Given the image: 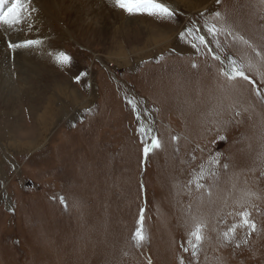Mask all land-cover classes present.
<instances>
[{
    "label": "rangeland",
    "instance_id": "obj_1",
    "mask_svg": "<svg viewBox=\"0 0 264 264\" xmlns=\"http://www.w3.org/2000/svg\"><path fill=\"white\" fill-rule=\"evenodd\" d=\"M31 2L33 17L0 25V264H264V0H160L171 18ZM206 21L232 33L219 48ZM187 28L212 51L181 39ZM25 39L42 44L8 47ZM229 57L250 80L221 74ZM141 123L161 142L147 159ZM245 209L256 232L225 242Z\"/></svg>",
    "mask_w": 264,
    "mask_h": 264
},
{
    "label": "snow or ice",
    "instance_id": "obj_2",
    "mask_svg": "<svg viewBox=\"0 0 264 264\" xmlns=\"http://www.w3.org/2000/svg\"><path fill=\"white\" fill-rule=\"evenodd\" d=\"M217 3H219V0H217ZM114 4L116 7L126 11L129 14H147L150 16H157L161 18H171L175 15L174 11L170 9L165 3L160 2V0H114ZM34 11H36V9L32 8L31 0H0V25L5 26L6 30L13 29L15 26L21 24L24 20H26ZM213 18L220 19L221 13L215 12L213 14ZM29 27H31L30 24ZM204 31L208 36L212 37V42L216 44L217 48L220 47V41L218 37L221 34L232 35V33L223 25L217 26V24L207 21L204 24ZM180 38L190 43L191 46L197 51L200 50L201 46L207 48L209 52L212 51L211 48L208 47L209 41L206 40L205 35L200 34V29L194 30L193 28H187L184 32L180 33ZM233 39H239L244 44L248 43V41L243 37H233ZM41 44L42 41L39 39H25L21 43H13L10 41L8 47L15 50L18 48H31L34 46H39ZM54 58L60 65H67L71 62V57L67 53L62 51L55 53ZM213 58L219 61L222 66L225 64V61L222 60L219 55H214ZM193 67H196V65L194 64ZM251 68V65L247 66L248 70H251ZM221 74L229 81L236 80L237 78L246 81L250 80V77L246 75V66L242 63H238L237 60L231 57L228 58L227 66L221 68ZM250 82L255 83V81ZM262 83H264V77H262ZM262 99H264V97H262ZM129 103L131 104L132 101H129ZM134 111H136L135 106ZM237 115H239V113H237ZM137 120H140L139 111H137ZM152 131L153 130L150 126L146 127L143 123H141L139 132L142 137H147L146 142L142 141L143 155L145 159H147L149 155L155 150L161 148L160 140L157 136L152 135ZM173 139H176V137H173ZM219 139L223 140L225 139V137L220 136ZM218 155L219 154H217V156ZM218 163L219 160L217 158H210V164ZM224 167H227V165H224ZM204 178L205 170L203 166H201V169L194 180L197 189L204 186L201 183ZM59 199L62 204L65 203L63 197H60ZM237 215L239 216L238 222L234 223L227 231L222 233V237L225 242H231L235 238L237 229L239 228L243 227L248 229V235H251V233L256 232L257 230L255 222L250 219L251 213L247 209L239 211ZM143 220V209H141L140 218L138 220V227L136 228L132 236V239L137 247H139L147 239V234L143 227ZM203 227L204 226L202 224H196L194 225L193 230L189 233L188 244L193 250L192 255L194 257L197 255V250L204 240ZM243 243H247V240H244ZM239 246L240 244L237 243L236 247ZM184 250L188 251V248H185ZM181 264H183V261H181Z\"/></svg>",
    "mask_w": 264,
    "mask_h": 264
},
{
    "label": "bare ground",
    "instance_id": "obj_3",
    "mask_svg": "<svg viewBox=\"0 0 264 264\" xmlns=\"http://www.w3.org/2000/svg\"><path fill=\"white\" fill-rule=\"evenodd\" d=\"M31 6H32V8H33V2H31ZM33 15H34V14H33V13H31V15H30V16H31V17H33ZM30 16H29V17H30ZM36 17H37V16H36ZM36 17H35V18H36ZM43 20H44V19H43ZM34 23H35V22H34ZM43 25H44V24H43ZM38 26H39V25H38ZM15 32H16V31H15ZM1 34H3V31L1 32ZM5 35H6V34H5ZM12 35H13V34H12ZM21 122H22V121H21Z\"/></svg>",
    "mask_w": 264,
    "mask_h": 264
}]
</instances>
